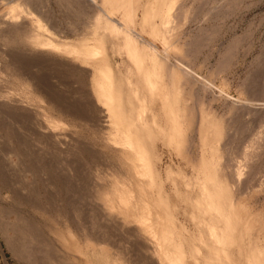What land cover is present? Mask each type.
Masks as SVG:
<instances>
[{"label": "rangeland", "instance_id": "obj_1", "mask_svg": "<svg viewBox=\"0 0 264 264\" xmlns=\"http://www.w3.org/2000/svg\"><path fill=\"white\" fill-rule=\"evenodd\" d=\"M14 6L37 34L96 58L0 28V264L149 263L144 226L96 199L121 176L95 114L100 70L108 122L145 154L171 264H264V0H0V20ZM18 219L31 244L11 234Z\"/></svg>", "mask_w": 264, "mask_h": 264}, {"label": "bare ground", "instance_id": "obj_2", "mask_svg": "<svg viewBox=\"0 0 264 264\" xmlns=\"http://www.w3.org/2000/svg\"><path fill=\"white\" fill-rule=\"evenodd\" d=\"M169 9H171V6L168 7V10ZM22 13H23V11L20 9V7H18V6L12 7L11 10L8 12V15H6V18L0 20V28H4V29L14 28L13 30H18V31L24 32L25 33V37L30 42H32L34 45H36L37 47H41V48H51V49H62L64 51L65 50H69V49H67V47H66L67 44H65V42L60 41V40H56L54 38H51L50 36H46V37L44 36L43 37L40 34H37L34 31V29H31L30 28V23H23L22 21H20L19 20L20 19V15L19 14H22ZM20 22H22V23H20ZM36 27H37L38 30H40V31L41 30H44L45 32L48 33V31L46 30V28H44L43 26L37 25ZM50 35H52V34H50ZM68 53L70 55H72L74 57V59H76V60H78L80 62H84V63H87L88 61L94 60L96 58V50H95V48L89 47V46L84 47L83 44L81 46L79 44L78 47L76 46L74 48H70V50H69ZM184 53H185V51H184ZM180 72L183 75H187V70H181L180 69ZM86 74L87 73L84 72V75H86ZM94 76H95V71H94V73L92 75V77H93V80L92 81H95L94 82L95 83V90L97 91L98 96L101 97V98L100 97L99 98H100V102H101V105H102V110H100V112H97L95 114H97V116H98V118L100 120V123L103 124L102 127L105 129V133L100 134L101 135V139L106 143V145L110 146V148L114 149L115 151H118V153H119V156L118 157L119 158H118V160H117V158H115V159L117 160V164L119 165L118 171L121 172V176L120 177L123 178L121 180V178L119 177L120 178V180H119L118 177H116L117 179L114 178L116 175L114 177H113V175H110V177L112 176L113 178L111 177L109 179V182H107V186H108V183H109L108 190L106 189V187H107L106 186L105 187V190H107V191L103 190V191H101L103 193H100V194L98 193V197H96V199L98 201L102 202L100 204L102 206L104 205L106 207V210L107 211H111V212L112 211H115V213L118 214V217L120 216L119 217V220L123 221L124 224L126 222H128V224H129V222H133L140 230L144 226V229L143 230L148 235H150L149 243L151 242L150 245H149V247H147L148 249H145L146 250V253L150 254V258L148 259L149 260V263L148 264H152L155 261V258H156V262L159 261L161 264H171V261H169V259H170V253H169L168 249L166 247H163L162 245H161V248L159 249V246L161 244L160 238L157 235V232L156 231L153 232V229H152V226H157V224H158V216L151 209V200H150L151 198L148 195L149 194V190H148L149 189V184H148L147 179H146V176L148 174V168H147V165L145 163V159H146L145 158V154H144V152L141 153L140 151H136V150H133L132 149L133 147H132V144L130 142V136L128 135L129 133L127 131L128 130L127 128L121 129L120 127L115 126V124H111L110 121L108 122V120H107V113L109 114L110 103H111V96H110V92H109V74L106 71H101L100 70V71L97 72V76L96 77H94ZM22 78L24 80L30 82L36 88V90L40 91L39 89H42L41 88V85H39L36 81H34V78L26 79L23 76H22ZM23 79H22V82L26 84V82ZM43 116H44L43 117V121H44V124H45L46 128L47 129H49V128L51 129L54 126V122L51 119H49L47 115L44 114ZM104 124L105 125L107 124L108 127H106ZM256 138H258V137H256ZM261 138H262V136L258 140H261ZM258 142L260 143V141H258ZM224 144H226L225 141H224ZM102 209H104V207ZM100 210L101 209H99V211ZM69 211H71V210L69 209ZM100 212H102V211H100ZM100 212H99V214H100ZM76 214L77 213L74 214L75 219H76ZM103 215H105V214H103ZM77 216H78V214H77ZM105 217H106V215H105ZM118 217L116 216V217H114V219L115 218H118ZM78 218L79 217H77V219ZM84 218H85V216H84ZM116 220H118V219H116ZM108 221H109V218H108ZM19 222L20 221L18 219L16 221V223L15 222L13 223L14 225H12L10 223L13 227L16 226V227H18V229H20V230H16L17 233L14 232V233H11V234H15L16 238H19V240L21 242L28 243L29 244L30 242H32L31 240L33 238L35 239V237H34L35 235L27 234V233L24 234L23 231H22V227L21 226H18ZM149 222H150V224L148 225V230H147L146 224H148ZM27 224H28V222H27ZM105 225H107L106 222H105ZM110 225L111 224H109V226ZM12 226H11V229L13 231H15ZM78 226H80V225L78 224ZM82 226L83 225H81L80 227H82ZM107 226H106V228H107ZM124 226L125 225H123L122 227H124ZM16 227H15V229H16ZM103 229H104V227L102 228V231H105V232L107 231L106 234H107V237L108 238L109 237H111V238L113 237L111 235L110 236L108 235L109 234L108 232H111L110 231L111 228H110V230L108 229L109 231L107 229L106 230H103ZM77 230H78V228H77ZM116 230H118V229H116ZM122 230H123V228L121 229V231ZM121 231L118 230V233L119 232L121 233ZM99 232L97 233V235L100 234L102 237H103V235L106 236V234H102V233H105V232H101V233H99ZM31 233H32V231H31ZM82 233H83V231H82ZM135 233L133 234V236H136ZM127 234H129V233H127ZM37 236H39V235H37ZM37 236H36V238H37ZM63 236H65V235H63ZM127 237H125V238H127ZM97 238H98V236H97ZM113 238H115V237H113ZM123 238H124V236L122 238L120 236V239L123 240ZM65 239H67V238H65ZM79 239H80V237H79ZM100 240H102V238ZM113 241H114V239H113ZM42 242H45V241L43 240ZM124 243L125 242H123V245H124ZM33 244H34V241H33ZM55 244L56 243H54V245ZM157 245H159V246H157ZM28 246H30V245H28ZM31 249H33V248L31 247ZM49 252L51 253V251H49ZM140 252L142 253L144 251H140ZM23 254H24V252H23ZM55 254H56V252H55ZM45 255H46V253H45ZM52 256H53V254H52ZM53 258H55V257L53 256ZM36 259H38V258H36ZM129 259H131V258H129ZM64 260H66V259H64ZM148 260H147V262H148ZM59 261L60 260H58L57 262H59ZM102 261H105V260H102ZM132 262H133V260H132ZM52 263L55 264L56 262H52ZM52 263H50V264H52ZM61 263L59 262V264H61ZM126 263H127V261H126ZM157 263H154V264H157ZM160 263H158V264H160ZM63 264H68V261H67V263L65 262Z\"/></svg>", "mask_w": 264, "mask_h": 264}]
</instances>
